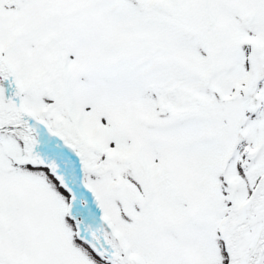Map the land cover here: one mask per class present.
<instances>
[{
	"label": "snow or ice",
	"instance_id": "snow-or-ice-1",
	"mask_svg": "<svg viewBox=\"0 0 264 264\" xmlns=\"http://www.w3.org/2000/svg\"><path fill=\"white\" fill-rule=\"evenodd\" d=\"M0 264H264V0H0Z\"/></svg>",
	"mask_w": 264,
	"mask_h": 264
}]
</instances>
